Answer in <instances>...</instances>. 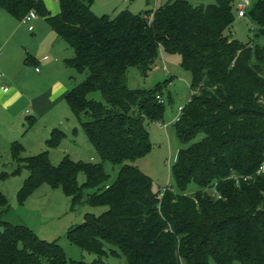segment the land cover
I'll return each mask as SVG.
<instances>
[{
    "label": "trees",
    "instance_id": "trees-1",
    "mask_svg": "<svg viewBox=\"0 0 264 264\" xmlns=\"http://www.w3.org/2000/svg\"><path fill=\"white\" fill-rule=\"evenodd\" d=\"M250 1L240 18L252 29L241 43L230 36L236 0L207 6L168 0L114 17L94 14L93 0H58L54 16L42 0H0V10L19 21L30 11L43 17L74 52L66 64L84 73L65 101L87 117L81 127L97 161L65 156L54 165L48 152L22 159L18 142L11 151L18 164L12 175L29 172L17 192L20 203L45 183L71 199V211L106 208L85 214L67 232L72 244L95 255L88 264L121 256L126 264H264V0ZM160 50L180 56L191 74V95L174 122L184 146L171 167L175 189L153 192L151 179L133 163L151 149L144 123L162 120L165 82L133 90L126 74L132 67L146 74ZM62 136L54 129L48 146ZM106 162L119 167L111 182ZM6 207L0 192L2 213ZM0 264L74 263L55 241L0 218Z\"/></svg>",
    "mask_w": 264,
    "mask_h": 264
},
{
    "label": "rangeland",
    "instance_id": "rangeland-1",
    "mask_svg": "<svg viewBox=\"0 0 264 264\" xmlns=\"http://www.w3.org/2000/svg\"><path fill=\"white\" fill-rule=\"evenodd\" d=\"M168 0H93L91 9L97 16L103 14L112 17L122 9L132 14H141L153 10L167 3ZM192 6H207L215 0H187ZM48 12H58L57 0H43ZM240 0H236V3ZM237 13V12H236ZM34 32L27 29V25L0 10V44L7 42L8 49L26 50L42 55L38 70H42V77L34 73L33 68L26 71L21 66L14 74L24 93L29 99L44 94L47 100L39 103L31 112V108L24 103L3 102L2 106L9 110L8 117H3L0 124V192L7 201L6 211L0 209V218L11 224L26 226L39 239L45 242H56L65 254L68 261L74 264L91 263L96 257L93 254L80 250L67 239V232L83 222L85 214L98 216L105 207H89L82 205L75 211L70 210L71 199L64 195L60 188H53L48 184H41L23 202L17 200V192L21 188L29 172L21 169L16 175L12 173L18 164L13 158L11 144L18 142L23 151L19 157L24 159L48 152L52 164L57 165L65 156L73 161L83 163L96 162L97 157L89 143L81 122L86 116H76L65 101V94L58 95L65 89L68 91L79 85L84 73L79 72L66 64L73 58V50L62 41L50 28L46 20L36 16L31 24ZM252 26L246 18L235 15L233 26L230 29L231 38L247 42ZM2 64V61H0ZM180 56L168 54L160 50L154 65L142 74L132 67L126 74V85L129 89L153 90L157 84L164 83L162 101L164 114L158 122L146 121L150 151L137 159L133 165L147 175L152 181V191L157 192L165 188L175 189V182L171 175V167L176 161L178 151L184 146L174 130V118L178 109L183 108L190 100L191 74L180 65ZM45 64L48 66L46 67ZM44 69V70H43ZM9 89L11 86L6 84ZM96 100L101 101L98 93L93 94ZM23 109V110H22ZM22 110V112H20ZM27 111V113H26ZM22 113V115H20ZM29 118H34L32 124ZM60 131L62 136L55 146H48L47 141L53 130ZM92 159V160H90ZM104 171L111 182L118 171V166L104 163ZM3 174V175H2ZM84 182V176H78V183ZM195 187L190 185L187 190ZM91 190L85 191L90 193ZM109 264H126L121 256L119 259L109 257L105 260ZM234 264H239L235 262Z\"/></svg>",
    "mask_w": 264,
    "mask_h": 264
},
{
    "label": "crops",
    "instance_id": "crops-1",
    "mask_svg": "<svg viewBox=\"0 0 264 264\" xmlns=\"http://www.w3.org/2000/svg\"><path fill=\"white\" fill-rule=\"evenodd\" d=\"M58 6H59V4H58ZM122 10H125V9H122ZM122 10H120V11H122ZM58 13H59V7H58L57 13H54V14L50 13V15L54 16ZM118 13H116L112 17L116 16ZM94 14H96V13H94ZM103 15H105V14H103ZM35 20H36V18L32 21V24ZM34 31H35V28H33V30L30 32H34ZM6 45H8L7 42L0 44V61H2V64H0V73L2 74V77L0 78V124L3 120V117H5V116L8 117V112H9V110L5 109L6 107L4 108L2 106L3 102H12L11 103L12 105L14 103H16V104L17 103H24L25 106L26 105L30 106L31 112H33V110H35L37 108L39 103H42L45 100H47V103H51L50 102V94H49V98H46V99H45L44 94L36 96L33 99L32 98L29 99L27 94L23 92V90L20 86V83H18L17 79L14 76V74L22 66L23 67L22 69H24L25 73L28 69L33 68L34 73L38 74L39 78L42 77V75H43L42 70H40V69L37 71L35 70V69L39 68L40 63H42V64L45 63L41 60L42 55H40L38 52L32 53V52L26 51V50H20L19 51V50H15L14 48L8 49V47H6ZM45 66L47 67L48 65L45 64ZM6 84H8L11 87L9 89H7L6 92H3L2 88L5 87ZM67 92H68L67 89L63 90L58 95V97L63 96L64 94L66 95ZM22 110L20 112H22ZM26 113H27V111H26ZM20 115H22V113ZM90 160H92V159H90Z\"/></svg>",
    "mask_w": 264,
    "mask_h": 264
},
{
    "label": "built area",
    "instance_id": "built-area-1",
    "mask_svg": "<svg viewBox=\"0 0 264 264\" xmlns=\"http://www.w3.org/2000/svg\"><path fill=\"white\" fill-rule=\"evenodd\" d=\"M250 5H251V1L250 0H240V2H238L236 4L237 16L238 17H244L245 16V13H246V10L250 7ZM35 18H36L35 13L33 11H30L20 21L23 24H26L28 26L27 28H28L29 31H32L33 30V26L31 24H32V21ZM35 70L37 71L38 69H35ZM1 77H2V74L0 73V78ZM2 90H3V92H6L7 91V88L6 87H3ZM160 101L162 102V99H160ZM182 109L183 108H179L178 109V114L174 118V121L173 122L178 121L179 115L181 114ZM160 196H162V194H160Z\"/></svg>",
    "mask_w": 264,
    "mask_h": 264
}]
</instances>
